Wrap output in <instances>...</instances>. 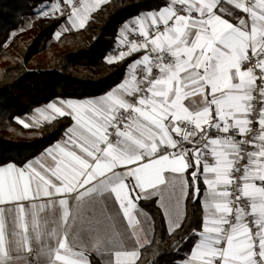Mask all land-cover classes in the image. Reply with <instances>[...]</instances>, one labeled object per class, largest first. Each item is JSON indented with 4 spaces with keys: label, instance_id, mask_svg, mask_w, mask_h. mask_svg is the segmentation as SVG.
<instances>
[{
    "label": "snow or ice",
    "instance_id": "snow-or-ice-1",
    "mask_svg": "<svg viewBox=\"0 0 264 264\" xmlns=\"http://www.w3.org/2000/svg\"><path fill=\"white\" fill-rule=\"evenodd\" d=\"M104 2L52 0L38 14L79 30ZM117 45L127 51L106 62L128 61L122 82L37 108L45 122L71 121L61 139L0 163V264H92L105 250L107 264H139L153 243L138 236L141 196L159 198L170 231L181 201L203 197L179 264H264V0H163L126 21ZM106 201L133 248L105 230L109 217L80 215ZM78 216L96 234L91 253L73 234Z\"/></svg>",
    "mask_w": 264,
    "mask_h": 264
},
{
    "label": "trees",
    "instance_id": "trees-1",
    "mask_svg": "<svg viewBox=\"0 0 264 264\" xmlns=\"http://www.w3.org/2000/svg\"><path fill=\"white\" fill-rule=\"evenodd\" d=\"M50 2L0 0V163L33 159L59 141L71 123L58 118L24 128L15 118L27 119L38 107L56 100L103 95L122 82L128 61L106 62L118 30L163 0H108L91 14L84 29L69 30L60 39L55 34L65 21L38 14ZM200 188L203 193L202 183ZM201 199L186 200L181 227L173 232L155 198L140 201L154 231L153 243L142 249L139 264H179L191 247L186 238L200 227ZM90 258L92 264H103L97 254Z\"/></svg>",
    "mask_w": 264,
    "mask_h": 264
},
{
    "label": "crops",
    "instance_id": "crops-1",
    "mask_svg": "<svg viewBox=\"0 0 264 264\" xmlns=\"http://www.w3.org/2000/svg\"><path fill=\"white\" fill-rule=\"evenodd\" d=\"M107 1L108 0H105V2H107ZM94 11H96V10H94ZM143 13H145V12H143ZM91 14H90V16H91ZM132 18H134V17H132ZM64 27H62L60 29L62 34L64 33V31H63ZM60 30L58 29V31H60ZM110 56L111 55H109L108 57H110ZM98 97L99 96L93 97V98H98ZM75 100H78V99H75ZM46 106H47V104L43 105L41 107H38V108H45ZM26 122H28L30 125H41V124L45 123V121H43V120H41L39 118V114L36 111H35L34 114H32V115L27 117ZM191 171L192 170H189V173L187 174V178L189 179V182H191V178H190V172ZM204 188H205V186H204ZM153 198H155L157 200V204H158V206H160V200H159L158 197L149 196V197L145 198V197L141 196L140 200H139V203H140L141 200H149V199H153ZM202 199H203V197H202ZM202 199H201V204H202ZM186 200L187 199L181 201V211L183 213V216H182L181 220L179 221L180 224L182 223V221H183V219L185 217ZM71 203L73 204L75 202L71 201ZM105 203L107 205L105 208H101L100 205L87 206V207L84 208V210L82 211V213L80 215H82L85 218H89V219H91L93 216L95 218H97V219H101L103 216L109 217L110 218L111 227H105V230L108 231V232H113L114 231L120 237V239L122 240L123 237H124L123 235L127 236V231H125V223L122 221V219L120 217V214L118 212V206L114 205L112 202H109V201H106ZM139 203H138V214H137V219L140 221V225H139V228H138V236L140 237L141 242H144L145 240H152V237H153L152 233L154 231V228H153L152 219H149L150 216H146V214L143 212L145 210H143L140 207ZM73 207H75V204H73ZM162 211L164 213L163 209H162ZM147 215H149V214L147 213ZM79 219H80V216H78V218H77V224L73 226V234L77 236L78 242L80 243L81 247H84L89 252H93L94 248H95V239L94 238H95L96 234L94 232H91L88 229L87 224L81 225L79 223ZM165 220H166L167 227H168V230H169L168 217L167 216H165ZM105 223L107 225L108 222H105ZM170 232H173V231H170ZM128 240H129V242L123 244V246L125 248L131 249V248L134 247V243H133L132 240H130V239H128ZM45 242L47 243V240ZM38 246L39 245H37V242L33 243V248L34 249L37 248ZM104 255L107 256V250H105ZM33 257H35V252H33ZM41 258H46V257L45 256H41ZM43 263H47V261L41 260L39 262V264H43Z\"/></svg>",
    "mask_w": 264,
    "mask_h": 264
},
{
    "label": "rangeland",
    "instance_id": "rangeland-1",
    "mask_svg": "<svg viewBox=\"0 0 264 264\" xmlns=\"http://www.w3.org/2000/svg\"><path fill=\"white\" fill-rule=\"evenodd\" d=\"M65 26V22L59 27V30L62 28V27H64ZM61 31V30H60ZM66 32H68V31H66ZM65 33V32H64ZM73 204H75V203H73ZM72 204V205H73ZM145 214H146V216H150V215H147V213L145 212V211H143ZM78 218V217H77ZM149 219H151V217H149ZM125 231H126V226H125ZM124 237H123V239L121 240L122 241V243L123 244H125V243H127V242H129V240H128V238H127V236H125V235H123ZM48 242V241H47ZM53 243H54V241H53ZM37 245H38V242H37ZM97 255H99V257L101 258V260H102V262H103V264H107V262H108V260H109V256L107 255H100L99 253H97ZM41 260H43V261H47V258H40V261ZM43 264H47V263H43Z\"/></svg>",
    "mask_w": 264,
    "mask_h": 264
},
{
    "label": "built area",
    "instance_id": "built-area-1",
    "mask_svg": "<svg viewBox=\"0 0 264 264\" xmlns=\"http://www.w3.org/2000/svg\"><path fill=\"white\" fill-rule=\"evenodd\" d=\"M41 9V8H40ZM40 9H39V12H40ZM41 16V15H40ZM42 17V16H41ZM42 18H46V19H52V20H57V18H53V17H51V16H49V17H42ZM115 47L112 49V51H111V53H110V55L111 56H116V55H118L119 54V52H121V51H127V49L126 48H121V47H118V45L116 44V45H114Z\"/></svg>",
    "mask_w": 264,
    "mask_h": 264
}]
</instances>
